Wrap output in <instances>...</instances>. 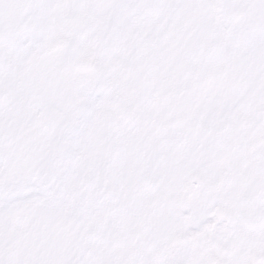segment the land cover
Instances as JSON below:
<instances>
[{"label":"snow or ice","instance_id":"1","mask_svg":"<svg viewBox=\"0 0 264 264\" xmlns=\"http://www.w3.org/2000/svg\"><path fill=\"white\" fill-rule=\"evenodd\" d=\"M0 264H264V0H0Z\"/></svg>","mask_w":264,"mask_h":264}]
</instances>
